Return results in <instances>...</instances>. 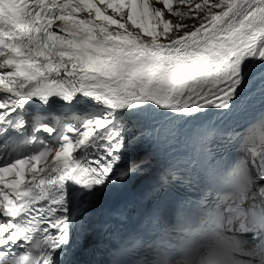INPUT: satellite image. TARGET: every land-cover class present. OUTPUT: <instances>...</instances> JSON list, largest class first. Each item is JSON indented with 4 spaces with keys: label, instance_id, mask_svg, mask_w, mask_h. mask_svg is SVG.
Here are the masks:
<instances>
[{
    "label": "snow or ice",
    "instance_id": "1",
    "mask_svg": "<svg viewBox=\"0 0 264 264\" xmlns=\"http://www.w3.org/2000/svg\"><path fill=\"white\" fill-rule=\"evenodd\" d=\"M177 2L201 21L192 30L163 19L169 0L163 9L149 0H0V144L49 134L38 154L0 152V264H64L85 198L117 172L127 180L143 166L121 167L135 139L126 123L133 114L231 111L252 65L264 66V0ZM50 98L83 105V119L58 126L34 116L30 124L31 105ZM49 153L46 167L32 163ZM213 179L218 194L205 223L213 244L199 264L256 254L227 238L230 226L253 236L264 258V131L258 145L214 168Z\"/></svg>",
    "mask_w": 264,
    "mask_h": 264
},
{
    "label": "bare ground",
    "instance_id": "2",
    "mask_svg": "<svg viewBox=\"0 0 264 264\" xmlns=\"http://www.w3.org/2000/svg\"><path fill=\"white\" fill-rule=\"evenodd\" d=\"M252 69L255 75L231 111L211 110L191 116L177 115L171 112L138 113L130 117L129 121L126 122L127 126L136 133L146 130L152 131L151 146L155 150L152 155L170 161L169 164L162 163L161 170L170 169L185 175L188 170L193 169V166L195 168L191 160L193 151L197 147H206L216 140L225 143L231 153L230 155L234 158L239 155L242 133L253 123V111L257 107H264V81L260 79V72L264 71V66L257 63L252 65ZM77 106L83 105L77 104ZM158 182L159 175H155L130 192H118L110 184L95 191L91 198L92 224L90 235L106 232L108 226L102 225V220H108L115 216L112 210L115 205L121 210V215L118 217L123 218L127 212H131L159 196L156 209L167 213L170 204L166 194L163 193L165 185L162 183L158 186ZM208 194L210 195L208 198H210L211 207L195 210L190 217H185L183 223L188 225L190 223L202 224L207 217L213 214L212 205L216 196L211 191ZM252 197L256 198L257 201L259 200L258 194L254 196L252 193ZM130 237L134 238V236ZM235 238L241 244L246 243L247 249H256L257 251V241L248 233L237 234ZM255 255L245 257L253 262ZM243 259L240 258V260ZM119 263L120 261L116 264Z\"/></svg>",
    "mask_w": 264,
    "mask_h": 264
},
{
    "label": "rangeland",
    "instance_id": "3",
    "mask_svg": "<svg viewBox=\"0 0 264 264\" xmlns=\"http://www.w3.org/2000/svg\"><path fill=\"white\" fill-rule=\"evenodd\" d=\"M202 0H195V3H200ZM188 14L181 16V15H174L173 13H165L163 19L170 22L172 26H175L177 24H185L188 27V30H192V27L194 24H198L201 22L200 20H193L191 16L193 13L190 12V8H188ZM184 31L183 28L179 30V32Z\"/></svg>",
    "mask_w": 264,
    "mask_h": 264
}]
</instances>
